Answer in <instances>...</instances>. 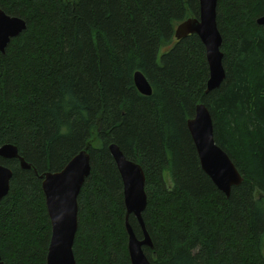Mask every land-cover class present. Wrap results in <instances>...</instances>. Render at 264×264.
I'll use <instances>...</instances> for the list:
<instances>
[{"label":"trees","instance_id":"trees-1","mask_svg":"<svg viewBox=\"0 0 264 264\" xmlns=\"http://www.w3.org/2000/svg\"><path fill=\"white\" fill-rule=\"evenodd\" d=\"M0 8L27 22L0 51V145H16L31 164L0 157L13 171L0 201L2 264H46L42 175L86 148L77 264H131L111 143L144 169L153 264H264V0L218 1L226 75L211 91L201 39L174 35L199 16V0H0ZM136 71L151 95L137 89ZM198 103L243 176L229 197L203 170L188 130Z\"/></svg>","mask_w":264,"mask_h":264},{"label":"water","instance_id":"water-1","mask_svg":"<svg viewBox=\"0 0 264 264\" xmlns=\"http://www.w3.org/2000/svg\"><path fill=\"white\" fill-rule=\"evenodd\" d=\"M218 1L199 0V16L181 21L174 34L177 39L197 34L204 44L209 66L207 91L219 87L226 75L221 49L223 37L217 23ZM257 23L264 25V14L257 18ZM26 28L25 19L10 15L0 8V51L4 53L10 40ZM134 83L142 94H152V86L141 71L134 73ZM187 126L203 170L218 189L229 197L232 188L243 181V176L228 153L216 143L212 115L204 103L197 104L194 116L187 120ZM108 149L123 182L130 262L153 264L144 251V246L153 248L152 238L143 220V212L148 204L144 169L140 163L128 158L117 143H111ZM0 157L19 159L23 168H31V164L19 154L18 147L14 144L0 145ZM91 167L90 153L86 148L74 155L61 170L48 171L42 175V188L52 228L46 264H77L73 248L79 227L78 197L90 175ZM12 176V169L0 163V201L9 193ZM130 215H134L139 221L143 231L142 238L136 235L129 220Z\"/></svg>","mask_w":264,"mask_h":264}]
</instances>
